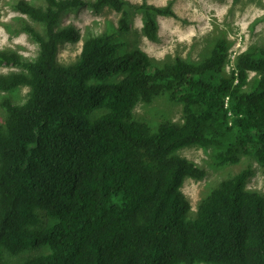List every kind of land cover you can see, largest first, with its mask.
<instances>
[{"label": "trees", "instance_id": "1", "mask_svg": "<svg viewBox=\"0 0 264 264\" xmlns=\"http://www.w3.org/2000/svg\"><path fill=\"white\" fill-rule=\"evenodd\" d=\"M124 6L122 0L15 4L42 31L24 28L38 45L34 60L0 53V65L20 69L0 76V92L28 88L22 103L1 102L0 246L11 255L49 248L24 264H264V197L246 190L253 171L221 181L190 218L181 189L186 178L205 174L176 155L213 147L220 167L237 164L240 153L264 167V48L239 54L228 77L225 39L199 63L176 59L157 67L138 49L116 58L108 37L92 36L76 63H57L60 43L80 41L75 27L57 29L64 13ZM141 9L143 33L155 41L152 13L173 14ZM120 24L127 30L125 20ZM120 73L119 82L97 83ZM249 73L255 78L245 89ZM163 94L182 105L181 124L151 132L132 120L138 102ZM100 108L109 112L89 122L88 113ZM38 212L52 224L39 227Z\"/></svg>", "mask_w": 264, "mask_h": 264}, {"label": "rangeland", "instance_id": "2", "mask_svg": "<svg viewBox=\"0 0 264 264\" xmlns=\"http://www.w3.org/2000/svg\"><path fill=\"white\" fill-rule=\"evenodd\" d=\"M20 0H0V53H15L27 60L38 55V45L25 32V27L41 32L42 26L19 13L15 4ZM33 6H43V0H24ZM92 1V0H87ZM125 2L121 12L104 8L95 13L89 7L64 13L57 29L73 26L79 30L80 41L59 44L56 61L61 66H69L79 59L83 42L92 36H105L116 45V58L134 49L143 51L151 63L157 67L172 64L176 59L199 63L211 52L219 39L228 43V60L224 76L233 70L234 59L247 50L264 48V0H122ZM162 7L172 12V16L152 13L157 22V37L151 41L143 33L146 11L142 7ZM125 20L127 30H122L120 21ZM20 69L0 65V76L19 72ZM124 78L123 74L111 76L100 85L116 83ZM255 78L248 74V89ZM28 88L19 87L9 92H0V123L6 118L1 107L5 99L19 104L25 101ZM109 111L106 108L88 113L89 122L95 121ZM132 120L145 124L151 132L160 125L181 124L182 105L171 102L168 94L155 98L151 103L138 102L132 110ZM213 147H186L176 155L200 168L205 176L200 179L186 178L181 189L190 204L189 217L195 218L199 204L218 187L223 180L231 178L243 169L250 168L252 176L246 183V190L264 197V167L253 157L238 155L235 165L218 166ZM40 218L39 227L52 224L45 217ZM42 228V227H41ZM47 246L29 248L17 255L9 254L0 246V264H24L33 258L49 254Z\"/></svg>", "mask_w": 264, "mask_h": 264}]
</instances>
